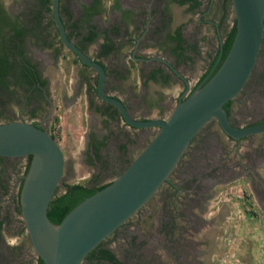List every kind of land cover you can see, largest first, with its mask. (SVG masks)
<instances>
[{"label":"rangeland","instance_id":"1","mask_svg":"<svg viewBox=\"0 0 264 264\" xmlns=\"http://www.w3.org/2000/svg\"><path fill=\"white\" fill-rule=\"evenodd\" d=\"M3 1L7 11L31 30L24 39L27 53L37 54L44 64L46 56L52 59L49 67L42 66L51 107L47 112L38 89L33 93L9 85L0 90V122H33L52 135L63 154L58 191L66 182L110 181L143 148L157 126L128 125L95 95L96 72L83 66L58 40L50 0ZM193 1L197 2L194 7L176 0H119L135 11L134 22L126 25L111 7L92 17V23L119 40V45L100 53L98 36L82 46L107 66L105 91L123 100L132 117L165 118L184 81L191 88L231 26V0ZM59 4L65 21L67 16L77 19L74 0ZM175 23L181 24L185 47L179 60L157 45L167 26ZM65 30L73 31L68 20ZM134 41L137 48L131 53ZM139 54L168 60L178 74L168 69L166 82L143 81V69L156 63L132 58ZM229 119L238 126L264 119V37L246 81L232 97ZM91 134L103 138L97 158L89 146ZM26 161V155L0 159V264L35 263L36 253L17 202ZM101 241L122 264H264V132L234 139L215 119L207 121L167 179ZM99 264L109 263L102 260Z\"/></svg>","mask_w":264,"mask_h":264},{"label":"water","instance_id":"2","mask_svg":"<svg viewBox=\"0 0 264 264\" xmlns=\"http://www.w3.org/2000/svg\"><path fill=\"white\" fill-rule=\"evenodd\" d=\"M231 4L235 30L217 69L184 98L178 97L165 118L137 119L128 113L122 100L105 93L103 65L67 36L58 0H50V14L61 44L96 72L97 96L114 106L128 125H155L158 129L114 178L77 202L58 223H53L46 215V208L62 174L60 146L37 123L0 122V156L30 155L18 202L30 244L43 264H81L91 248L167 179L190 139L210 119H215L221 130L234 139L264 132V121L238 126L222 108V103L232 98L246 81L264 33V0H231Z\"/></svg>","mask_w":264,"mask_h":264},{"label":"flooded vegetation","instance_id":"3","mask_svg":"<svg viewBox=\"0 0 264 264\" xmlns=\"http://www.w3.org/2000/svg\"><path fill=\"white\" fill-rule=\"evenodd\" d=\"M60 1L61 0H58V5H60L59 4ZM94 1L95 0H82V1H80V0H74V3H75L74 6H75V9L77 11V18L78 19L80 17V14L83 11H85L86 7H89L90 5H92V3ZM176 1L178 3H180V4L186 3L187 5H190V3L193 2V0H186L184 2H179V0H176ZM100 2L102 4L101 11L105 7H107V8L108 7H111L112 10L114 12H116L117 15L120 16V21L122 22V24L126 25L127 23H131V22L133 23L134 22V20H135V17H134L135 11L131 7L121 5V3H119V0H110L108 2H106V0H100ZM82 3L84 5L83 7L80 6V4H82ZM0 6L2 7L3 11L6 13V15L9 16L12 20H14V23L11 24L13 26H11V25H5V27L2 28L1 34H0V41H1V45H2V50L4 52H6V56H7V59H8L7 60V62H8V68H7L8 69V72H7L6 76H5V84H6V86L8 88H9V85L21 86L22 88H25L27 90V92L30 91V92H33V93H36V91L38 89L40 91V93L42 94L41 95V98L43 100V103L45 102L47 104V112H49V109L51 107V105H50L51 103H50V98L45 93V84H46V79L47 78L45 76V72L43 71L42 66L44 65L45 67L46 66L49 67L50 62L52 61V59L49 56H46L45 57L46 58V63L44 64L42 62V58L41 59L38 58L37 54L34 55V53L33 54L31 53V55H29L27 53V49L24 47V39H25L26 34L29 33L31 30L30 29L28 30L27 25L24 22H22L21 20H19V18H17L15 15H11L7 11V9L5 8V4H4V1L3 0H0ZM161 8H162V10L165 11V10H167L168 7H167V5H164V6L162 5ZM101 11H98V12L94 13L92 15V17L94 15L100 13ZM148 13H149V11L147 12V14ZM92 17H91L89 23H91V24L94 25V29L99 30L96 27V25L94 23H92V21H91L92 20ZM178 25L177 24L176 25H172V26L168 25L167 28H166V32L163 33L160 36V40L158 41V44H157L158 47L167 48L171 52V54L174 56V58L177 59V60L183 58V56H184V54H183L184 51H185L184 43L183 42H180L181 49H175L174 51H172L171 48L175 44H177V41L176 40H173V39L166 38V37H167V34L168 33L169 34H174V30H175V28ZM88 28H89V26L87 24H85L84 26L78 27L76 31H72L71 34H69V38L72 39L74 41V43L82 51H84V52H85V50H84V48L82 46V42L83 43H89V42H91V41L87 42L86 40L82 39V36H84L86 34V30ZM16 29L21 30V37H17V36L14 37L13 36L15 34ZM112 29H114V28H112ZM144 29H146V26H145ZM99 31H100V34H98L95 37V39L98 36H101L100 43H102L103 40H104V38H105L103 36H106L105 41L107 40V41H112L113 42V49L111 48L109 51H112V50H114V49H116L118 47L119 40L118 41H115V40H113V38L110 37V35L105 34L101 30H99ZM180 31H181V27L179 29V32ZM113 32H115V30ZM144 33L145 32L143 31V32H141L140 35H143ZM73 35L77 36V39L76 40L74 39ZM180 37L182 38L181 32H180ZM263 37H264V33H263V35L261 37L260 44L262 43ZM223 38H224V36H223ZM222 40L220 41V43L222 42ZM136 41L133 42V48H132L131 53L134 50H136V48H137ZM101 48L102 47L99 44V52H100ZM108 52H105V53H108ZM85 53L88 54L87 52H85ZM72 54L78 60L77 56L74 53H72ZM91 58H93V57H91ZM132 58H135L136 61L137 60H140V61L146 60V61H148L147 63H149L150 61H155L156 64H158L161 67L165 68V71L169 69V70H172L175 74H178L177 72L174 71L171 62H169L168 60H166L164 58L157 57V56L156 57L155 56L143 57L140 54L139 55H136V56H133L132 55ZM95 60L99 61L103 65V67H104V70H105L104 83H105V80L108 77L107 66L102 61H100L98 59H95ZM81 64L83 66L88 67L87 65H85L83 63H81ZM88 68H90V67H88ZM149 74H151V76L147 78L146 76H148ZM141 76L143 77V79H142L143 81H149V80L155 81L156 78L162 79L161 77L163 76V73L161 71H159L157 69V67L154 68V64L152 63V64L148 65L147 68L145 67L143 69V72H142V75ZM199 76L197 78V81L191 86V88L188 86L187 82L184 81V88L176 96V100L178 99V97H180L181 99L184 98V96L187 95V93L193 87H195L198 83H200V80H198L199 79ZM95 83H96V80H95ZM103 87H104V84H103ZM186 89H187V92H185ZM94 90H95V88H94ZM104 91H105V87H104ZM105 93H107V92L105 91ZM95 95L97 96L96 91H95ZM109 95H111V94H109ZM112 96H114V95H112ZM115 97H117V96H115ZM101 101H103V100H101ZM231 101H232V98H230L229 108H230ZM103 102H105V101H103ZM122 102L125 105V102L123 100H122ZM105 104H107V102H105ZM109 107H113V106L111 105ZM95 110L98 111V112H100L101 114H103V112L100 109V107L95 108ZM260 121H264V119H259V120H256V121L252 122V123L260 122ZM249 135H251V134H249ZM245 136H248V135H245ZM191 139H190V141H191ZM89 143H91V144H94L95 143L99 147V145L103 143V138L102 137H97V136H94L93 134H91L89 136ZM22 175L23 174H21L20 178H22Z\"/></svg>","mask_w":264,"mask_h":264},{"label":"trees","instance_id":"4","mask_svg":"<svg viewBox=\"0 0 264 264\" xmlns=\"http://www.w3.org/2000/svg\"><path fill=\"white\" fill-rule=\"evenodd\" d=\"M186 0H179V2H184ZM197 4V2L193 1L190 3V6L193 7ZM81 7H83V3L80 4ZM102 4L100 0H95L92 5L89 7H86L85 11H83L80 14L79 19L71 20L69 16H67V20L69 21V24L72 26L73 31H76L78 27H82L85 24L89 26V28L86 30V34L82 36V39L86 40L87 42L93 41L95 37L100 34L99 30L94 29V25L89 23L92 15L98 11H101ZM58 10L60 12V6L58 5ZM60 18L62 20V23L64 25V28H66V21L63 19V17ZM36 22L39 23V18L37 16H34ZM14 23V20H12L9 16L6 15V13L3 11L2 7L0 6V34L1 30L5 25H11ZM13 26V25H11ZM181 27V24H179L175 30L174 34H167L166 38L173 39L177 41V44H175L171 49L174 51L175 49H181L180 42H183V39L180 37L179 29ZM12 28V27H11ZM29 30V29H28ZM235 30L234 25V19L231 24V26L226 31L224 38L222 42L218 45L215 52L213 53L210 61L208 62L206 68L201 72L199 79L200 84H202L209 76L212 75V73L217 69L219 64L221 63L222 59L224 58L230 43L233 38ZM69 37V34L66 33ZM14 37H21V30L16 29ZM106 38V36H103ZM105 38L102 43H100V46L102 47L100 52L105 53L108 52L111 48L113 49V42L112 41H105ZM59 40V39H58ZM60 41V40H59ZM178 54V53H177ZM7 56L6 52L2 50V45L0 41V90H6L7 86L5 84V76L8 72V62H7ZM151 74L146 76L147 78L150 77ZM229 102L230 99H227L222 103V108L226 111V113L229 116ZM108 106H111V104L107 103ZM114 107V106H113ZM115 109V107H114ZM115 111H117L115 109ZM118 113V111H117ZM119 114V113H118ZM126 123V122H125ZM52 136V135H51ZM89 146L92 148L93 157L97 158L99 157L98 154V146L94 143H89ZM2 156H0L1 159ZM27 161L24 165L23 173H25L30 155H26ZM108 182V181H107ZM107 182L102 183H96V184H85L81 182H66L62 184V189L58 191L57 189L54 190L47 208H46V215L53 223H58L60 219L64 216V214L71 209L77 202H79L81 199H83L85 196H88L89 194L93 193L95 190L101 188L104 186ZM22 183V178L19 180V184L17 187V195L19 193L20 187ZM18 202V201H17ZM19 204V202H18ZM19 206V205H18ZM20 211V210H19ZM1 225V220H0ZM84 262L81 264H99V261L105 260L109 264H122L120 260L117 259V257L114 255V253L108 248L103 246L102 241H99L93 248H91L84 256L83 258ZM34 264H43L41 258L36 255L35 257V263Z\"/></svg>","mask_w":264,"mask_h":264},{"label":"crops","instance_id":"5","mask_svg":"<svg viewBox=\"0 0 264 264\" xmlns=\"http://www.w3.org/2000/svg\"><path fill=\"white\" fill-rule=\"evenodd\" d=\"M178 25V23H175L174 25ZM105 54V53H104ZM163 73V76L161 77L162 79L156 78L155 81H161V82H166L169 80V73L165 71V68L161 67L158 64H154V68H156ZM143 79V77H142Z\"/></svg>","mask_w":264,"mask_h":264},{"label":"built area","instance_id":"6","mask_svg":"<svg viewBox=\"0 0 264 264\" xmlns=\"http://www.w3.org/2000/svg\"><path fill=\"white\" fill-rule=\"evenodd\" d=\"M188 89V88H187ZM187 89L185 90V92H187Z\"/></svg>","mask_w":264,"mask_h":264}]
</instances>
